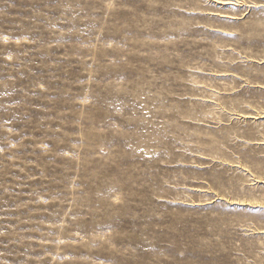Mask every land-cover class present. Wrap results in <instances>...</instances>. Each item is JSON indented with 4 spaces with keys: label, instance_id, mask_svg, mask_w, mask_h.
I'll use <instances>...</instances> for the list:
<instances>
[{
    "label": "rangeland",
    "instance_id": "1",
    "mask_svg": "<svg viewBox=\"0 0 264 264\" xmlns=\"http://www.w3.org/2000/svg\"><path fill=\"white\" fill-rule=\"evenodd\" d=\"M0 264H264V0H0Z\"/></svg>",
    "mask_w": 264,
    "mask_h": 264
},
{
    "label": "bare ground",
    "instance_id": "2",
    "mask_svg": "<svg viewBox=\"0 0 264 264\" xmlns=\"http://www.w3.org/2000/svg\"><path fill=\"white\" fill-rule=\"evenodd\" d=\"M227 2V1H226ZM257 114H259V113H257Z\"/></svg>",
    "mask_w": 264,
    "mask_h": 264
}]
</instances>
